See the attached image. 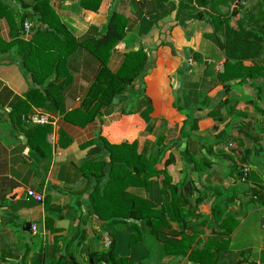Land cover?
<instances>
[{
  "label": "crops",
  "instance_id": "obj_1",
  "mask_svg": "<svg viewBox=\"0 0 264 264\" xmlns=\"http://www.w3.org/2000/svg\"><path fill=\"white\" fill-rule=\"evenodd\" d=\"M0 1L23 14L19 0ZM22 1L32 13L36 0ZM48 1L60 27L54 41L42 43L40 60L53 70L62 52L64 63L46 83L35 84L19 59L0 54V264H264V72L223 85L225 52L207 38L212 26L189 16L184 0H94L97 10L83 9L80 0ZM242 5L238 14L244 15L254 3ZM114 13L126 20L108 69L117 73L127 54L139 50L147 63L112 106L89 120L78 110L101 62L85 46L72 51L73 45L59 41L71 36L94 43ZM11 32L3 17L1 39L10 42ZM31 34L23 24L21 38L28 41ZM260 65L264 70V57ZM57 76L62 78L55 81ZM50 84L56 90L46 91ZM33 90L52 94L46 108L32 105L28 113L57 118L46 136L26 133L44 126L11 118ZM159 135L174 140L165 152L155 148ZM102 140L138 141V154L148 149L161 158L159 174L145 187L127 189L134 196L128 205L120 197L111 200L124 217L112 222L92 212L82 172ZM105 254L108 261L101 260Z\"/></svg>",
  "mask_w": 264,
  "mask_h": 264
},
{
  "label": "trees",
  "instance_id": "obj_2",
  "mask_svg": "<svg viewBox=\"0 0 264 264\" xmlns=\"http://www.w3.org/2000/svg\"><path fill=\"white\" fill-rule=\"evenodd\" d=\"M93 1L80 0V5L83 9L92 8L97 10L99 3L95 7L91 5ZM236 1L184 0L189 16L208 22L213 28V33L207 35V38L225 52V70L220 74L223 85L226 82L236 80H254L264 72L263 67L260 65L264 57V0H251L254 5L244 15L241 12L245 9V6L241 5L239 7L240 14L233 18V8ZM18 3L23 14L14 11L0 1V20L3 17L7 18L12 31L10 42H5L0 37V54L5 52L11 54L9 60L19 59L23 68L32 75L33 82L41 86L51 77V73L61 63H64L60 62L63 56L62 52L60 53L61 58L57 57L59 60L53 70L51 65L49 66L48 63L40 60L42 43L47 44V42L55 40L53 38L54 36L57 37L55 26L60 27V20L49 5L48 0H36L32 13H29V6L22 0H19ZM28 19L33 21L34 27L31 34L32 38L25 41L21 38V30ZM125 20L120 14L114 13L105 33L94 43L84 44L71 36H69L70 41L67 38H62L59 41V43L67 46L69 44L73 45L72 51L78 46H85L101 62V68L88 91L87 97L78 110V113L86 115L89 120L99 116L103 109L112 106L115 99L119 95H123L145 69L147 56L143 50L127 54L122 68L117 73L113 74L108 69V54L111 53L116 43L123 39ZM40 25L45 27V31L40 29ZM102 52H106L107 56L102 57ZM69 55H65L64 59ZM54 56L56 55L54 54ZM37 59L39 61L35 65L34 61ZM247 62H250L249 66L245 65ZM232 73L234 75H231ZM61 78V76H57L55 81ZM60 83L63 86H58V90L61 91L66 83L64 81ZM54 87L55 84H50L45 89L46 91L56 90L53 89ZM45 93L33 90L25 100H19L14 107L11 118L21 123L22 116L28 115L32 105L46 108L49 103V96H52V94L49 93L48 96V93ZM212 113V115L215 114ZM184 115L188 119L193 118L190 112H185ZM69 116L70 114L67 118ZM215 118H217L216 115ZM193 121V126H195L196 119ZM49 128V126L28 128L29 130L26 133L46 136L51 129ZM165 137L163 135L157 137L155 148H158L159 151L165 152L174 141H167ZM189 159L195 165L200 164L191 156H189ZM160 160V157L156 158L154 154H150L148 149H144L141 154H138V141L113 145L107 140H102V145H98L97 149L91 153L90 159L82 165L86 190L90 191V208L92 212L99 219L106 222L124 218L120 215L122 208L111 203V200L114 197H120L125 200L124 205H128V199L134 196L129 194L127 189L131 186L145 187L152 176L159 174L155 171V167ZM173 161L174 159L171 157L166 164L170 165ZM108 164L111 167L109 172L106 173L105 169ZM48 227L51 228L50 222ZM108 256L110 254L102 255L101 260L106 261ZM65 263L70 264L67 259H65Z\"/></svg>",
  "mask_w": 264,
  "mask_h": 264
},
{
  "label": "built area",
  "instance_id": "obj_3",
  "mask_svg": "<svg viewBox=\"0 0 264 264\" xmlns=\"http://www.w3.org/2000/svg\"><path fill=\"white\" fill-rule=\"evenodd\" d=\"M34 27V23L30 20L26 21L24 23V32L25 34H31L32 30ZM22 121L26 126L29 127H36V126H50L52 128H56L57 127V118L54 116H51L49 114H46L45 112H42L40 110H36L34 112H32L31 114L28 115H23L22 116ZM248 171L247 169L245 170V172ZM28 195L30 197H35L39 200L42 199L41 196L37 195L35 192L33 191H29ZM37 232V227L33 226V233L36 234Z\"/></svg>",
  "mask_w": 264,
  "mask_h": 264
},
{
  "label": "water",
  "instance_id": "obj_4",
  "mask_svg": "<svg viewBox=\"0 0 264 264\" xmlns=\"http://www.w3.org/2000/svg\"><path fill=\"white\" fill-rule=\"evenodd\" d=\"M244 2V0H237L236 3H235V6H234V9H233V14L232 16L235 18L237 17L238 15V10H239V7L242 5V3ZM186 52V59L187 61L190 60L191 56H190V50L187 49L185 50ZM186 69H190V66L189 64L187 65ZM262 221L264 222V217L262 218ZM29 233H31V224H26L25 227H24Z\"/></svg>",
  "mask_w": 264,
  "mask_h": 264
}]
</instances>
